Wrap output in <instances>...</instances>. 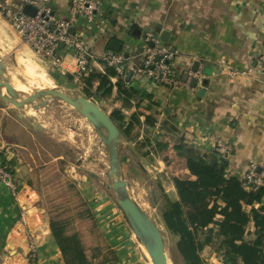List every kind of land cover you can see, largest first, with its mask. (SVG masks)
Listing matches in <instances>:
<instances>
[{
    "label": "crops",
    "instance_id": "1",
    "mask_svg": "<svg viewBox=\"0 0 264 264\" xmlns=\"http://www.w3.org/2000/svg\"><path fill=\"white\" fill-rule=\"evenodd\" d=\"M96 1L98 8L92 19L79 15L72 21V29L81 34L93 67L103 69L97 58L110 50L109 44L115 40L119 43L118 52L125 55L129 68H137L143 60L145 38L151 34L175 52L173 65L182 81L176 86H166L137 73L125 78L137 90L141 123H132L127 137H121L120 141L130 148L128 154L119 151L123 173L135 170L136 166L129 167V158L142 157L149 164L142 162L138 166L140 171H146L149 165L154 166L157 187L161 186L170 197H176L171 176L181 173L183 167L176 161H166L164 156L173 153L179 140L197 151L210 153L217 140L229 143L232 153L227 172L238 177L251 164L259 166L264 163V79L240 73L254 66L256 52L264 48V0ZM50 4L57 17L71 18L68 0H51ZM163 31L168 32L164 35L167 40L161 38ZM28 50L32 51L11 23L0 16V58L8 76L11 72L6 57L13 64L20 62L25 76L39 88H44L39 84L41 81L50 87L71 86L58 67L36 52L34 54L40 57L47 71L31 63L25 57L30 54ZM59 54L65 62H74L72 52L66 46H60ZM196 61L199 62L197 70L191 72ZM224 64L238 74L231 75ZM205 66L210 74L203 72ZM194 78H197L195 86L191 83ZM73 79L76 81L77 77ZM116 79L112 77L111 81L115 83ZM11 84L30 90L28 85L15 78ZM76 84L82 90L83 84L80 81ZM99 84V80L94 81L92 90H101ZM115 94L116 87H113L111 95L100 100L101 108L108 107L104 109L107 113L117 106ZM89 99L99 104L93 97ZM0 101L7 103L2 98ZM9 109L7 112L0 105V158L4 157L8 162L13 161L8 151L9 141L14 147L24 148L21 142L6 139L3 132L5 122L12 119L19 123L24 117L18 112L15 118L12 116L15 110ZM134 110L136 107L132 105L126 119ZM148 116L154 120L147 121ZM20 131L27 133L29 138L33 136L25 125L20 124L17 136ZM155 143L164 144L165 151L154 149ZM15 170L14 174L11 173L14 183H22L18 200L0 182V264H63L36 191L25 186L18 169ZM85 192L82 190L84 195ZM91 206L117 254L118 259L111 264H150L135 233L110 202L101 203L96 199ZM22 207L28 210L25 216L27 226L20 221ZM29 235L34 243V254L30 251ZM208 258L217 263L213 254Z\"/></svg>",
    "mask_w": 264,
    "mask_h": 264
},
{
    "label": "trees",
    "instance_id": "2",
    "mask_svg": "<svg viewBox=\"0 0 264 264\" xmlns=\"http://www.w3.org/2000/svg\"><path fill=\"white\" fill-rule=\"evenodd\" d=\"M88 61L91 65V58ZM101 64L102 70L91 65L86 74L74 76L83 84V94L97 102L110 96L116 87L117 106L108 114L121 137L126 138L131 124L141 123L137 90L125 78L113 83L111 78L118 75L115 68ZM74 76L64 74L71 86L75 83ZM96 80L100 81L98 88H102L99 91L92 90ZM132 105L136 110L126 119ZM153 120L152 116L147 117V121ZM12 135L26 149L29 135L24 131H20L19 137L15 132ZM177 144L172 154L164 156L166 161H176L183 167L181 173L171 176L176 197H170L159 186L156 198L160 221L172 238V261L207 264L206 257L213 254L216 264H264V182L249 188L238 176L227 172L228 161L215 156L214 151H197L182 140ZM154 149L165 151V145L155 143ZM213 159L215 164L211 165ZM0 164L7 165L8 161L1 157ZM34 182L28 176L26 183L40 197L63 264H111L118 259L91 203L73 180H64L62 192L53 190L54 193L46 190L48 180L40 174Z\"/></svg>",
    "mask_w": 264,
    "mask_h": 264
},
{
    "label": "rangeland",
    "instance_id": "3",
    "mask_svg": "<svg viewBox=\"0 0 264 264\" xmlns=\"http://www.w3.org/2000/svg\"><path fill=\"white\" fill-rule=\"evenodd\" d=\"M28 52H30V54H25V57L31 60V63H34L37 67L47 71L40 57L37 54L35 55L33 50H28ZM5 53L6 51L3 52L4 56ZM6 60L9 63L11 72L9 76L7 75L9 81L11 82L12 79L15 78L20 83L22 82L28 85L30 90L22 86H14L15 88H22L23 91H29V93L42 89L35 83H31L29 78L25 76L23 72L24 66L20 62L13 64L9 57H6ZM46 73L50 76L48 72ZM78 81L79 80H76L74 85L70 87H59L71 95H83L81 88L76 84ZM46 83L47 82L41 81L39 84H43L42 87L44 88H51ZM42 100H47L48 103L38 111L33 110L31 106L17 108L11 103L7 102L8 104H5L0 101V105L7 112L9 108V110H15L12 112V116L15 118L18 112L24 116L21 117L19 123L13 122L12 119H10L9 122L3 124L4 127H6V130L3 129L6 139H12L14 135H12V132L18 133L20 124L25 125L33 134L31 139L26 138V149L14 147L9 141L8 151L13 161H9L6 165V167L8 166V171L14 174L17 168V172L21 176V181L28 187H31L26 183L28 176H30L36 184V176L40 174L44 180H48V184H45V188L51 192H53V190L62 192L64 180H73L81 192L82 190L83 192L86 191V195L84 196L90 203L94 202L96 199L98 201L100 200L101 203L110 202L116 209L119 217L123 218L124 222H127V225L134 233L124 213L117 205L116 193L114 190L108 188V184L111 182L110 178L107 176L109 172L108 152L93 126L70 105L59 99L44 97V99H39L33 104L39 103ZM98 103L101 102L99 101ZM104 107V109H108L107 106ZM29 111H32V114L29 113ZM128 149H130L128 145L120 141L119 151L123 154H128ZM56 155H61L62 157L57 158ZM124 162L126 163V161ZM142 162H145V165L149 164L146 163V160L142 157L129 158V162L127 160V163L129 167L136 166L135 170H131V172L125 171L124 173L121 171V175L127 182V189L130 197L153 221H158V226L164 238L165 251L170 257V261L174 263L171 259V250L173 247L171 242L172 238L166 232L162 223H160L157 204L155 202L156 198L159 197V188L157 187L154 177L157 169L149 165L147 170L142 172L138 167ZM150 163H152L151 160ZM29 168L31 169L29 170ZM21 184H17L19 188L22 187ZM152 191H154L153 194ZM50 197H52V195H50ZM38 202L40 204L42 203L39 196ZM100 226L103 228L101 224ZM86 238V241L89 242V237L86 236ZM139 244L144 250L148 261L152 264L151 258L142 242L139 241ZM205 261L207 264H215V262L208 257H206Z\"/></svg>",
    "mask_w": 264,
    "mask_h": 264
},
{
    "label": "built area",
    "instance_id": "4",
    "mask_svg": "<svg viewBox=\"0 0 264 264\" xmlns=\"http://www.w3.org/2000/svg\"><path fill=\"white\" fill-rule=\"evenodd\" d=\"M68 1L70 19H62L54 14L50 4L51 0H0V16L11 23L24 43L28 44L42 58L50 60L54 66L61 70L62 74H86L91 69L88 61L91 57L86 50L81 34L72 29V21L79 15L86 16L89 20L92 19L98 8V2L96 0ZM25 5L33 6L36 10L35 14L28 15L24 13L23 8ZM145 39L143 60L141 65L135 69L129 68L123 53L111 49L105 51L97 60L100 63L104 62L113 66L118 74L117 79L126 78L128 72L131 71V73L145 76L156 84L176 86L182 83L173 65L175 52L151 34H147ZM61 45L66 46L72 52L73 63L65 62L59 54ZM224 67H227V65L224 64ZM227 70L231 75L238 74L237 71L228 67ZM240 73L245 76L251 75L264 79V48L256 52L254 66L247 67ZM214 151L218 158L228 161L232 153V146L229 143L217 140ZM239 178L249 188L263 184L264 163L259 166L251 164L249 169ZM0 182L18 200L21 190L14 183L12 174L8 171L6 165L0 164ZM27 198L30 199L28 193ZM27 212L28 210L22 207L20 221L23 225H26L25 216ZM29 245L31 247L30 251L34 254L35 247L30 235ZM31 264L35 263L31 262Z\"/></svg>",
    "mask_w": 264,
    "mask_h": 264
},
{
    "label": "water",
    "instance_id": "5",
    "mask_svg": "<svg viewBox=\"0 0 264 264\" xmlns=\"http://www.w3.org/2000/svg\"><path fill=\"white\" fill-rule=\"evenodd\" d=\"M23 12L28 15H34L36 10L31 5H25ZM167 33V31L162 32L161 38L163 40H167L166 36H164L165 34L167 35ZM119 48V43L117 41L113 40L110 42L109 49L118 52ZM198 65L199 62H194L191 68L192 71H196ZM206 68V66L203 68V72L205 74H210L209 68L208 70ZM130 76L131 72H128L126 78L129 79ZM203 82L205 84L206 80ZM191 83L195 86L197 78L192 79ZM1 87H4L7 95H3L0 92V98L17 108L31 106L33 110L38 111L48 102L47 100H42L39 103L33 104L35 101L44 99V97H53L67 103L86 118L93 126L108 152L109 172L107 176L111 180L108 184V188L114 190L116 193L118 207L127 218L137 239L142 242L145 250L148 252L152 264H174L170 261V257L165 251L164 238L158 226V221H156L157 223L153 221L129 195L127 182L121 175V156L119 153L121 134L111 120L109 114L94 100L89 99L85 95H71L58 87L42 88L24 96L18 94L9 81L6 66L0 58V88ZM98 119L102 120L104 128L101 127ZM214 164L215 160L213 159L211 165Z\"/></svg>",
    "mask_w": 264,
    "mask_h": 264
},
{
    "label": "bare ground",
    "instance_id": "6",
    "mask_svg": "<svg viewBox=\"0 0 264 264\" xmlns=\"http://www.w3.org/2000/svg\"><path fill=\"white\" fill-rule=\"evenodd\" d=\"M14 87V86H13ZM18 87V86H17ZM14 89H15V91L18 93V94H20V95H28V94H30L29 92H26V91H23V89L22 88H15L14 87ZM0 92H1V94H3V95H7V92L5 91V89H4V87H1L0 88ZM98 122H99V124L101 125V127H103L104 128V124H103V122H102V120L101 119H98ZM152 263V262H151Z\"/></svg>",
    "mask_w": 264,
    "mask_h": 264
}]
</instances>
